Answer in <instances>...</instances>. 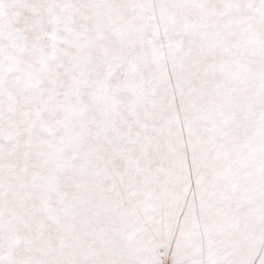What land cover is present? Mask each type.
Instances as JSON below:
<instances>
[{
  "label": "snow or ice",
  "instance_id": "obj_1",
  "mask_svg": "<svg viewBox=\"0 0 264 264\" xmlns=\"http://www.w3.org/2000/svg\"><path fill=\"white\" fill-rule=\"evenodd\" d=\"M0 264H264V0H0Z\"/></svg>",
  "mask_w": 264,
  "mask_h": 264
}]
</instances>
